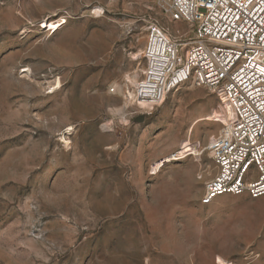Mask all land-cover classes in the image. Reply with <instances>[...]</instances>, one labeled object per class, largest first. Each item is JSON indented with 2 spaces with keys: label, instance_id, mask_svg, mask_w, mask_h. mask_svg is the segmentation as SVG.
<instances>
[{
  "label": "rangeland",
  "instance_id": "374dc122",
  "mask_svg": "<svg viewBox=\"0 0 264 264\" xmlns=\"http://www.w3.org/2000/svg\"><path fill=\"white\" fill-rule=\"evenodd\" d=\"M151 22L191 39L159 0H0V264H264L261 198L201 202L220 96L129 102Z\"/></svg>",
  "mask_w": 264,
  "mask_h": 264
},
{
  "label": "built area",
  "instance_id": "2783aa9c",
  "mask_svg": "<svg viewBox=\"0 0 264 264\" xmlns=\"http://www.w3.org/2000/svg\"><path fill=\"white\" fill-rule=\"evenodd\" d=\"M159 1L171 22L186 25L177 31L192 36L177 38L151 22L142 50L145 64L128 97L151 112L181 84L217 93L230 116L202 149L215 170L201 202L247 194L263 200L264 213V0ZM187 151L173 156L185 157Z\"/></svg>",
  "mask_w": 264,
  "mask_h": 264
},
{
  "label": "bare ground",
  "instance_id": "6f19581e",
  "mask_svg": "<svg viewBox=\"0 0 264 264\" xmlns=\"http://www.w3.org/2000/svg\"><path fill=\"white\" fill-rule=\"evenodd\" d=\"M100 14V13H99ZM46 26L45 27H49V30H55L60 24L59 22H56V21H53L51 22L50 24H45ZM141 53V51L139 52H134L132 55L134 58H138L139 57V54ZM136 81V80H135ZM135 81L133 83H135ZM127 82L131 83L128 79H127ZM58 86V85H57ZM56 87V86H55ZM54 87H51L50 91L49 92H53L54 91ZM128 93H131L130 91H127ZM130 97H128L129 99ZM129 102L132 103V100L129 99ZM192 147H186L183 151H180L179 154H183V152L187 151V150H190V151H187V153H185L184 155H189L191 154L193 151H195L194 149H191ZM182 156V155H181Z\"/></svg>",
  "mask_w": 264,
  "mask_h": 264
}]
</instances>
